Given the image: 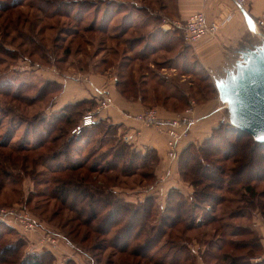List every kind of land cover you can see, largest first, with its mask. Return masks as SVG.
<instances>
[{"label": "rangeland", "instance_id": "rangeland-1", "mask_svg": "<svg viewBox=\"0 0 264 264\" xmlns=\"http://www.w3.org/2000/svg\"><path fill=\"white\" fill-rule=\"evenodd\" d=\"M76 1L25 0L23 5L18 6L13 11L14 15L12 18L15 20V26L6 29L0 28V120H3V123L0 125V140L5 139L8 134L14 130L12 133V142L17 145L22 141L24 138V129H21L20 126L19 130H15V125L18 123L15 124L13 121L15 117L19 120L17 117L18 115L21 117L23 116L28 120L31 118L33 119V117L37 115H39V117L44 115L54 117L56 113L57 115H60L62 112H68V114L73 115L77 112L76 110H78L79 114H86L88 111L95 110L97 107L95 108L94 106L89 108L90 105H84L83 107H78V109L72 106L65 109L63 105L54 109L59 99L67 93V84L72 80L85 81L88 78L87 80L90 85L87 86V82H84V84L88 89L90 88V91H92L95 89L93 86H97L96 80H101L102 78L105 80L104 85L106 86L104 87V91L106 92L111 84L117 86L118 83H116L117 81L115 82L117 78L124 82L127 80V77L133 75L132 78L138 83H141V81L146 78L149 85L154 88L156 85V78L152 79V74H148L154 72L163 75V71L160 70V67L157 64H160L161 61L166 58L165 56H168L166 49L170 48V46H168L169 43H171V49L175 48L174 53L180 52L182 55L179 67L184 68L187 66L188 70L192 68L193 61L190 58L189 49L184 47L187 43L183 39L179 41V36H182V32L179 29H177L178 32H176L173 29V24L170 26L168 25V27H163L170 30L173 34H171L170 37H165L163 45L158 44L159 47H157L158 49L156 53L151 54L147 61H142L140 59L135 61L134 69L136 67V72H133L131 67L126 70H122L120 67L123 60L143 49L145 42L141 40L145 39L149 41V32L154 30V28L158 26L160 20L164 18V15L160 14L158 2L166 3L167 0ZM83 1L85 3L81 4ZM106 1H113L115 5L122 4L124 6L121 7L123 10L113 18V22L110 21V28H117L118 30L120 28H126V24L128 23L133 22L136 24L135 27L128 28V32L122 39L124 41L131 38L140 39L138 45L135 46L137 47L135 51H130L131 47L129 43L120 44V42L117 43L116 41L109 39L108 36L103 35L101 32H86L84 29L87 25H92L93 23L99 24L104 8L107 7L104 3ZM10 2H12V0H0V7L6 6V4ZM94 2L98 3V8L91 6ZM145 5L150 8L149 13H151V15L148 17H145V15L142 16V13L137 8L138 6ZM37 7H43L45 12L40 11ZM116 7L118 8V6ZM116 7L110 6V13L118 12ZM79 9L80 12L77 13ZM173 10L174 0L172 2L171 10H169L170 14H172L171 12H173ZM6 15H8V13L3 14L0 9V26ZM18 15L22 16L19 24H17L18 21L16 20L18 19ZM126 16H128V18L125 20ZM78 18H82L83 22H80ZM147 20H150L149 22L152 23L148 24ZM76 28H80V33L76 34ZM159 31L161 30L158 29L156 32L158 33L157 40L161 37ZM171 40L173 42H171ZM179 42H181V44H179ZM67 48H70V54L66 52ZM146 52H149V49L146 50ZM104 58L108 59L109 62L103 63L102 60ZM240 60L243 62V57ZM178 72L179 74L176 76H169L167 73L164 74V76L173 80L171 83L174 85L177 84L179 89L184 90L181 91L182 93L188 92L186 90H189V81L194 83L192 89L189 90L188 93L191 97L193 96L192 99L197 103H202L208 99L217 97L218 90L215 87V83L205 71L199 69L197 74L190 75L187 73L186 78H184L185 80L183 81L181 74H184V72L181 70H178ZM117 88L119 90L118 86ZM157 88L160 90V86H157ZM7 91H11V94L18 93L25 96L28 99V103L15 101L17 98L11 97L12 95H4V92ZM105 92H103V95H97L99 100L104 97L108 98V95H106L107 93L105 94ZM175 92H178L177 95L181 93L180 91ZM93 95L94 94L92 93V96ZM148 99V108H157L164 103V98H158V100L154 99L152 91L151 94L148 95ZM75 102H77V100ZM166 103H168L166 104V107L179 112H182L190 105L183 104L178 99H169ZM7 109H12V113L6 112ZM6 114L9 115L6 116ZM230 121V113L227 109H223L218 118V122L216 123V127L211 130L209 137L191 140L190 142L187 141L185 145V148L189 144L193 145L192 150H194L195 156L203 155L204 150L212 151V165L209 166L210 171H206L203 168L202 170H196L198 175H189L187 168H179L178 161L176 162L175 159H168L166 162H162L159 168L161 173L157 174V169L160 164V159L157 153L152 149L150 150V148L142 150L137 147L133 150L136 152H142L148 156L146 158V166H141L138 173L149 171L153 173L155 171L156 178L154 175L150 179L143 178L140 175L130 177L120 175V179H117L116 181L113 180L110 184L116 187H121L118 191H122L127 195V198L130 199H138L144 195L155 196L157 197V204L162 210H166L165 207L168 204H170L169 206L177 207L179 200L185 197L189 198L190 194H192L195 189L209 192L214 196H226V198L232 200V204L229 203V205H224L227 206L226 209L228 210L240 207L245 211L254 214H259L258 212L261 213V208L256 209L257 212L254 210L251 211V209L247 207V201L250 200V193L244 190V186L249 184L257 191L256 193H258V195L264 192V145L255 142L253 143L252 139L251 142L249 139H244L245 134L232 129L233 126ZM114 124L115 123L111 120H107L105 122L104 130L108 128L111 132L116 129L118 133L120 131V134H126L124 127ZM198 124L199 123H197L194 128ZM22 125L23 127L27 126L25 123ZM73 126L74 125L62 123L61 127L63 128L62 132L64 134L61 136L62 138L60 141L53 143L49 142L40 150L27 152V154L30 155V158L26 162V165H23L22 159L16 157L15 154H17V150L11 151L12 147H9L8 149L0 148V171L6 169L10 171V175L13 174V176L9 175L10 177H6L4 172L2 175L0 174V178H2V184L0 183V206L25 203L27 204L33 218L41 225L40 231L28 233H23L15 227L8 226L9 228H4L3 226H0V232H3V236L0 238V248L2 249L5 245L9 244L12 248H9L10 250L8 252L13 250H16L17 252L16 257L13 259V262L16 263L10 264H17V262L25 260L33 254L40 255L39 258L42 260V264H106V261L110 258L111 249H108L99 255L100 261L98 263H96L97 261L94 262L93 256L97 251L94 249L91 250L90 246L95 242H99V240L95 241L93 239L80 245L76 242H70L72 236L69 239L68 233L72 224L69 225L67 219L70 218L72 213L66 209L64 205H61V202L59 201L60 199L57 200L53 198V195H57L55 186L58 183L54 182L55 178L67 180L74 175H87L89 172L88 168L93 164L92 162H94V160L102 162L103 160L111 159L112 154L117 147V143H115L113 136L110 133L104 135V132L98 133L93 137L91 136L92 138H90V142L87 144L82 143L84 154L78 156L75 153H70L71 157L68 159L63 156L51 165L52 167L50 170L41 163H38L37 166H35L38 175L35 176L32 173L33 171L31 168L33 167V158H36L41 153L52 154L55 150L66 148L64 147V142H66L72 135L70 129ZM58 134L59 131L54 133V135L59 136ZM102 136H104V139L103 141H100ZM33 137L34 140H32V142L37 141L40 138L37 135H34ZM210 142L213 143V146H210ZM231 142L232 147L230 145ZM131 143L135 145V143ZM217 148L220 149V153L218 154L216 153L218 152ZM90 150H93L94 153L85 168L77 172L67 170L59 171L60 168H64L69 163L76 160H84L86 154H88ZM230 150H238V154H242L243 150H246L243 166H245V162L248 161L255 164L252 165L253 169L246 170L239 175L234 173L232 176L231 168H239L236 166L239 160L236 162L233 157L228 159L225 156ZM251 153L255 157L250 159ZM21 154L24 153L21 152ZM10 155L11 158L8 160V156L10 157ZM14 155L19 161H14ZM237 157L239 159L241 158L239 155H237ZM141 162V160L136 161V164H141ZM50 163L52 164V161ZM221 166L222 168H218ZM27 168L29 170H26ZM223 168L225 170L222 172L221 169ZM23 169L24 172L22 171ZM27 173H30V175H27ZM115 174L116 172L113 171L110 172L108 176L115 178ZM19 175H21L19 181H13V179L17 178ZM188 175L193 178L195 177L198 180H202L201 182L204 183L194 187L191 185ZM239 179H241V182H243L242 184L245 185L236 183V181H240ZM106 182H108V180H105L103 183L97 182L96 184L103 185ZM223 182L225 183V187L231 186V191H219L215 189L214 185L222 184ZM205 184H209L208 187H204ZM141 190L144 191L142 192V195L139 194ZM175 191L181 192L183 195H179L178 193H175ZM133 195H136L137 198ZM202 199L203 196L199 199L201 204L199 203L195 209L193 208V210H191L190 216L186 215V217H190L195 221L196 224L204 216L205 209L209 204ZM262 200L264 201V198ZM258 201L259 197L256 202ZM189 205L190 204L184 205L185 211H187L186 214H189ZM224 206L222 205L221 208ZM215 214L220 215L223 221L211 222V224L202 228H197L191 232H187L183 225H178L175 230L170 231L171 236L169 237L175 238L176 241H179L177 236L182 235L183 233L185 237L190 239V243L194 246L193 250L197 252L198 257H201L208 264H224V260L222 259L224 254L229 255L230 257L237 256L240 258H247L253 263H256L254 260L262 257L263 252L260 249L253 247V243L247 244L246 242L252 241L254 238L253 236L257 233L253 231L254 235L246 234L240 236L223 234L224 231L222 230L221 224L223 225L224 222L227 223L229 221H234L224 219L225 217L223 216L222 209L217 210ZM156 217L157 215L155 218ZM251 219L252 218H246L244 221L246 220L245 222H247V220ZM236 224L238 223H235L234 225ZM73 226H75V223H73ZM85 230V227L80 229L81 236ZM48 231L56 232L58 234L59 243L57 246H48L46 242L42 241V234ZM225 232H228V230H225ZM216 242L218 244H225L226 242V245H224L223 249H219L218 246L220 245H217ZM230 242H234V245H230ZM215 245H217V247ZM4 257L6 258L7 256ZM0 264L6 263L2 262Z\"/></svg>", "mask_w": 264, "mask_h": 264}, {"label": "trees", "instance_id": "trees-1", "mask_svg": "<svg viewBox=\"0 0 264 264\" xmlns=\"http://www.w3.org/2000/svg\"><path fill=\"white\" fill-rule=\"evenodd\" d=\"M76 1V0H75ZM25 0H15L8 4L6 6L0 7L3 14L8 13L2 21V24L0 28L6 29L11 26H15V20H13L12 16L14 15V9L17 8L20 5H23ZM77 2V1H76ZM157 2V1H156ZM173 0H167L166 3H160L158 2V6L161 9H165L167 6L172 7ZM85 3L84 1L81 3ZM107 6L104 8L101 21L99 24L93 23L92 25H87L84 29L86 32H101L103 35L108 36L109 39L116 41L117 43L120 42V44L123 43H129L130 45V51L137 48L135 47L140 42V39L138 38H131L128 40H122L123 36L128 32V28H133L136 26L135 23L131 22L126 24V28H120L117 30V28H110V21L113 22V18L117 16L121 10H123L121 7H124L122 4L115 5L113 1H106L104 2ZM91 6H95L98 8V3L94 2ZM110 6H118L116 7V10L118 9V12H111L109 10ZM40 11L45 12L43 7H37ZM138 10L142 13H140L142 16L145 15V17H148L151 15L149 6H138ZM115 11V10H114ZM80 12V9L77 13ZM144 13V14H143ZM108 18V19H106ZM128 18L126 16L125 20ZM141 18V17H140ZM22 16L18 15V19H16L19 24L21 22ZM158 19V18H157ZM156 19V20H157ZM80 22H83L82 18H78ZM108 20V21H107ZM148 24H151L152 22H149L150 20H147ZM147 24V25H148ZM162 19L160 20L157 27L154 28L151 32L148 34L149 42L145 39L141 40L145 42V45L142 50L136 52L134 55L126 58L123 60L120 64V67L122 70H126L127 68L132 69L133 72H136V67L134 69V63L137 59H140L142 61H147L151 54L156 53L158 44L163 45L165 42V37L171 36L173 34L170 30H164L161 26ZM118 27V26H117ZM18 28V27H17ZM77 32L76 34L80 33V28H76ZM159 31L161 34L159 40H157ZM176 32L178 30L176 28H173ZM112 31V32H111ZM180 32V31H179ZM75 33V32H74ZM175 33V32H174ZM175 36V35H174ZM182 37V36H181ZM179 36V41L183 39ZM151 40V41H150ZM184 40V39H183ZM171 42H173L171 40ZM171 43H169L168 46H170L171 49ZM181 44V42H179ZM187 49H189L188 45L185 44ZM149 49V52H146V50ZM166 49V50H168ZM67 53L70 54V48H67ZM103 63H108L109 60L104 58L102 60ZM185 66V64H184ZM200 66H198V63L196 61L193 62L192 68L190 70L187 69V66L182 68V72L184 74H197V71L200 69ZM199 68V69H198ZM202 70V69H200ZM152 74V79L156 78V85L154 88H152L148 80L143 79L141 83H138L136 80H134L132 77L133 75H130V77H127V80L122 82L120 79H116L115 82L118 83L117 86L119 87V91L121 94H123L125 97L132 99V100H140L143 103L147 104L148 95L151 94V91L153 92L154 99L158 100V98H164V103H162L159 106L166 107V103L169 99H178L183 104L189 105L190 99H192L191 95H189V90L192 89L193 85H190L191 81H189V90H186L188 92H181L184 91L182 89H179V86H176L177 88L175 90L172 88V83L169 82V78L167 76L159 75L158 73L150 72L148 75ZM150 77V79H151ZM143 84V85H142ZM194 84V83H193ZM21 85V84H20ZM19 85V86H20ZM18 86V87H19ZM157 86H160L157 88ZM181 93L177 95L178 92ZM43 92V91H42ZM159 93V94H158ZM4 95H12L11 97L17 98L15 101H19L22 103H28V99L25 96H22L18 93L11 94V91L4 92ZM189 96V97H188ZM100 100L97 97V95H93L90 98L80 99L77 100V102H69L64 105V108H68L70 106L75 107L78 109V107H83L84 105H90L89 108L94 107L95 108L99 105ZM168 108V107H166ZM53 109V108H52ZM86 109V108H84ZM55 111V110H54ZM75 114H68V112H62V114H55L54 117H51L49 115H44L42 117H39V115L33 117V119H26L23 116H17L19 120L16 119V117L13 119V121L18 124L15 125V130H19V127L21 129H24V138L19 144L13 143V131L8 134V136L0 140V148L1 149H8L9 147H12V150H17L15 154L17 158L22 159L23 165H26V162L30 158V155L27 154L29 151L34 150H40L41 148H44L45 145L49 142H57L61 140V136L64 134L63 128L61 127L62 123H66L67 125L71 124L74 125L70 129V133L72 134L66 142H64L65 149L55 150L52 152V154H39L36 158H33V167L32 173L33 175L37 176L38 173H36V167L38 163H41L42 165L46 166L48 170L51 169V165L59 159H61L63 156L71 157L72 153L77 154L78 156L81 154H84V150H82V143L87 144L90 142V138L93 136H96L98 133H102L104 135L111 134L113 136V139L115 140V143H117L116 150L112 154V158L109 160H103L102 162L97 160H94L92 162L93 164L88 168L89 172L87 175L80 174L82 176H71L67 180H62L59 178H55L54 182L58 183L55 186V191H57V195H53V198L59 200L61 202V205H64L66 209H68L72 214L70 218L67 219V223L71 225V229L68 233V238L71 241L70 242H76L77 244H84L86 241L90 240H99V242H95L90 246L91 250H96L97 253L93 256L94 262L98 263L100 261V254L108 249H111L110 258L106 261V264H196L197 260V252L193 250L192 245L190 243V239L188 237H185L184 234L177 236L179 241H176L175 238H170L171 236L170 231L175 230L178 225H183L187 232H191L197 228L205 227L211 222H220L223 221L222 217L218 214H215L217 210L222 209L223 210V216L224 219H229L234 222H227L221 224L223 234H228L230 236H240V235H246V234H253V230L249 226H243V221L246 218H251L254 213H251L249 211H245L243 208H236V209H226L227 206L232 204V200H229L226 198V196H214L211 195L209 192L206 191H199L195 190L192 194H190V197L183 198L179 200L177 203V207L169 206L168 204L165 209L162 210L159 205L157 204V197L150 196V195H144L142 197H139L138 199H130L127 198V195H125L122 191H118L121 189V187H116L110 184L113 180L120 179V175H123L125 177H130L134 175H140L143 178H156L155 171L152 172H141L138 173V170L142 167H145L147 164L146 158L148 157L147 154H143L142 152H136L133 149H136L137 147L133 145L127 137V134H120L117 130H112L110 132V129L104 130L105 122L107 120H99L98 112L96 121L94 124L84 127L79 134L72 133V130L81 123L83 116L85 114H79L78 110H76ZM6 112L12 113V109H7ZM64 113V114H63ZM9 114H6L8 116ZM53 115V114H52ZM57 115V116H56ZM62 115V116H61ZM79 118V119H78ZM58 121V122H56ZM77 122V123H76ZM3 123V120H0V125ZM26 124L27 126L23 127L22 124ZM76 123V124H75ZM116 125V124H114ZM232 125V124H231ZM233 126V125H232ZM118 127V126H117ZM232 129L237 130L238 132L245 134L244 139H249L251 142V139L253 143H258L264 145V142H260L256 140L250 133H247L235 126L232 127ZM56 131H59V136L54 135ZM34 135H37L40 137L37 141L32 142L34 140ZM92 136V137H91ZM104 136H102V139L100 141H103ZM111 140V139H109ZM113 141V140H112ZM104 145V143H103ZM232 147V142L230 143ZM210 146H213V143L210 142ZM132 149V150H131ZM152 148H150L151 150ZM193 145L189 144L186 148L183 147L181 151L178 153L177 161L179 168L183 167L184 169L187 168V171H189V175H198L196 170H202L203 168L206 171H210V165L211 164V150H202L204 154L195 156ZM212 149V147H211ZM154 150L156 153L157 151ZM200 151V150H199ZM216 152L217 154L220 153V149L217 148ZM15 152V151H14ZM23 152L24 154H21ZM113 152V151H112ZM240 152V151H239ZM13 153V152H12ZM71 153V154H70ZM94 151L90 150L88 154H86L84 160H76L72 163L67 164L64 168H60L59 171H71V172H77L83 168H85L86 164L91 160ZM14 155V161H19ZM158 155V154H157ZM214 155V154H213ZM241 157L240 159L237 157ZM228 159L230 157L237 162L236 165L239 168H231L232 176L234 173L239 175L240 173L253 169L251 162H245V166H243V160L245 161L244 156H246V150H243V153L238 154V150H230L225 155ZM263 156V155H262ZM252 157H255L252 153L250 155V159ZM11 158L8 156V160ZM141 160V164H136V161ZM52 161V164L50 163ZM105 161V162H104ZM102 163V164H101ZM259 166V165H258ZM218 168H222L218 167ZM26 170H29L28 168ZM220 170V169H219ZM225 169H221L223 172ZM24 172V169L22 170ZM116 172L115 178L108 176L110 172ZM5 173L6 177L13 176L10 175V171L3 169V171H0V174ZM21 172V171H20ZM55 172V171H53ZM208 173V172H207ZM10 175V176H9ZM27 175H30V173H27ZM188 175V179L190 178L191 185L196 187L200 185L202 180H198L197 178H193L192 176ZM34 176V177H35ZM231 176V175H230ZM231 176V177H232ZM21 175H19L17 178H14L13 181H19ZM197 177V176H196ZM0 178V183L2 184ZM18 179V180H17ZM36 179V178H34ZM106 182L103 185H97V182ZM187 179V178H186ZM187 179V180H188ZM236 181L238 184H242V180ZM50 182V180L48 179ZM189 181V180H188ZM225 183L222 184H216L214 185L215 189L219 191H231L230 187H225ZM140 185V184H139ZM209 184H205L204 187H208ZM245 185V184H242ZM141 186V185H140ZM212 187V186H209ZM244 190L249 192L250 194V200L247 201V207L249 209L257 211L256 209L261 208V214L264 217V201L262 200L264 198V192H262L260 195L256 193L257 191L250 186L249 184L244 186ZM141 192L139 194H143ZM175 193H178L179 195H183V193L175 191ZM136 196V195H134ZM203 196V201L206 203H209L207 208L205 209V214L200 219V221L195 223L190 217H186V215L190 216L191 210L193 208L195 209L196 206L200 202V198ZM183 197V196H182ZM259 197V201H257V198ZM137 198V196H136ZM205 199V200H204ZM24 205L28 210V206L25 203H17ZM189 205V214H186L187 211H185L184 205ZM222 205L224 206L223 208ZM180 207V208H179ZM161 210V211H160ZM30 211V210H29ZM161 212V213H160ZM157 217L155 218V216ZM244 218V219H243ZM73 223H75V226H73ZM235 223H238L234 225ZM0 226H3L4 228H7L8 225L6 224H0ZM11 227V226H10ZM82 227H85L86 230L81 236L80 229ZM9 228V227H8ZM220 230V229H219ZM225 230H228V232H225ZM254 235V234H253ZM3 232H0V238H2ZM252 241L246 242L247 244L253 243V247H256L257 249H260L259 244V237L258 235L253 236ZM217 243V242H216ZM234 242H230V245H234ZM219 249H223L225 244H218ZM217 245H215L217 247ZM248 247V246H247ZM12 246L5 245L4 248H0V263L4 262L6 264L10 263H16L13 262L14 257H16V250H13L11 252H8ZM49 250V249H48ZM50 251V250H49ZM51 252V251H50ZM53 253V252H52ZM10 255V256H9ZM4 256H7L6 258ZM39 254H33L26 258L25 260H21L20 262H17V264H42V260L39 258ZM11 257V258H10ZM13 257V258H12ZM114 257V258H113ZM219 257V256H217ZM221 257V256H220ZM222 259L224 260V264H264V258L256 263H253L252 261L248 260L247 258H240L237 256L230 257L229 255H223ZM246 259V260H241Z\"/></svg>", "mask_w": 264, "mask_h": 264}, {"label": "crops", "instance_id": "crops-1", "mask_svg": "<svg viewBox=\"0 0 264 264\" xmlns=\"http://www.w3.org/2000/svg\"><path fill=\"white\" fill-rule=\"evenodd\" d=\"M244 8L249 15L248 17L242 10L237 8L234 0H174L172 14L169 12L171 10L170 6L160 10V14L164 15L161 24L162 28L174 24V21L185 20L198 11H203L208 21L216 22L219 25L218 31L214 36L207 37L193 45L186 44L189 47V55L192 61H196L198 66H200L199 68L213 79L217 90L219 82L226 80L229 75L236 74L238 61L242 59L245 52L264 46V24L260 23L261 21L264 22V0H245ZM249 17L255 21L260 34L251 30V25L249 26L248 23ZM163 29L168 30L166 28ZM174 51L175 48L166 50L168 56H165L166 58L160 64H157L163 74L167 73L169 76H176L179 74L178 70H182V67H179L182 55L180 52L174 53ZM181 77L183 78L182 81L185 80L186 74H181ZM87 79L85 81L72 80L69 82L67 84V93L59 99L54 109L69 102L92 97V93L98 96L103 95V92H105L104 87L106 86L104 85L105 80L102 78L101 80H96L97 86L94 85L95 89L90 91V88L88 89L84 84V82H87V86L90 85ZM172 81L169 79V82ZM190 85H193V83L191 82ZM176 86L177 84L174 85L172 83L171 89L175 90ZM105 94L108 95L110 104L98 112L99 120H111L118 126L124 127L128 140L135 143L136 147L142 150L147 148L155 149L160 159L157 169V174H160V165L168 160L166 156V136L156 127L146 126L135 118L137 114L148 108L147 104L140 100H132L125 97L117 86L112 84ZM190 105L195 110V114L198 117L197 123L199 124L190 130L181 149L185 147L187 141L209 137L211 130L216 127L223 109H227L230 113L228 104L221 98L219 91L216 98L208 99L202 103H197L190 99ZM157 108L162 116L172 117L179 113V111L162 106ZM175 160L177 162V158ZM134 197L136 198V196ZM251 218L247 222H245L246 220L243 221L242 224L249 226L259 237L260 250L263 255L254 260V262H258L264 258V217L255 213ZM196 264L208 263L201 257H197Z\"/></svg>", "mask_w": 264, "mask_h": 264}, {"label": "built area", "instance_id": "built-area-1", "mask_svg": "<svg viewBox=\"0 0 264 264\" xmlns=\"http://www.w3.org/2000/svg\"><path fill=\"white\" fill-rule=\"evenodd\" d=\"M237 8L242 10L244 14L249 16L244 8L245 0H234ZM251 30H257L255 21L249 17L248 20ZM264 24L263 21L260 22ZM174 28L181 30L184 41L187 44H195L207 37L214 36L219 28L216 22L207 20L206 14L203 11H198L191 14L185 20L174 21ZM110 104V100L106 97L100 100L99 105L95 110L88 111L81 121L73 130L72 133L79 134L81 130L89 125H92L97 120V112H100ZM136 120L146 126L156 127L166 136V156L173 160L177 158L190 130L198 122V117L195 114L193 106H188L182 112L172 117L162 116L156 107L146 108L141 113L135 116ZM0 224H6L11 227L18 228L23 233L36 232L41 230V225L36 221L31 212L22 204L3 205L0 206ZM43 228V227H42ZM42 241L48 246H57L59 243L58 234L52 231L42 234Z\"/></svg>", "mask_w": 264, "mask_h": 264}, {"label": "water", "instance_id": "water-1", "mask_svg": "<svg viewBox=\"0 0 264 264\" xmlns=\"http://www.w3.org/2000/svg\"><path fill=\"white\" fill-rule=\"evenodd\" d=\"M242 57L236 74L219 82L218 91L228 104L230 123L264 142V46Z\"/></svg>", "mask_w": 264, "mask_h": 264}]
</instances>
